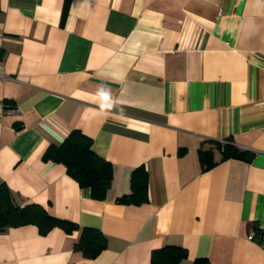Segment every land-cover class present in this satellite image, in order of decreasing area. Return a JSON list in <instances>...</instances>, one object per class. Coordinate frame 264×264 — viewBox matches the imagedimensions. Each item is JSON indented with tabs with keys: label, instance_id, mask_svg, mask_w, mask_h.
I'll return each instance as SVG.
<instances>
[{
	"label": "crops",
	"instance_id": "0c3cea01",
	"mask_svg": "<svg viewBox=\"0 0 264 264\" xmlns=\"http://www.w3.org/2000/svg\"><path fill=\"white\" fill-rule=\"evenodd\" d=\"M63 2L0 0V182L106 248L27 225L0 232V264H150L166 246L178 264H264V0H71L62 24ZM75 129L112 166L103 201L42 160ZM212 140L254 159L206 170ZM140 166L149 201L117 204Z\"/></svg>",
	"mask_w": 264,
	"mask_h": 264
},
{
	"label": "trees",
	"instance_id": "16d2710c",
	"mask_svg": "<svg viewBox=\"0 0 264 264\" xmlns=\"http://www.w3.org/2000/svg\"><path fill=\"white\" fill-rule=\"evenodd\" d=\"M71 0H64L61 23L63 24L69 12ZM3 51L0 50V60ZM6 109H13L15 105L9 100H4ZM19 127L15 126V129ZM212 145L210 149L199 151L200 160L204 169H209L219 162L228 159H239L251 162L254 153L239 149L231 141H207ZM213 148L220 151L221 158L218 162L213 160ZM183 152L181 151L180 154ZM43 162L62 164L66 173L77 182L80 188L90 190L94 200L103 201L112 184V166L92 150V140L79 130H72L59 144L50 145L42 156ZM149 201L148 198V173L144 166L135 168L131 173L130 192L116 199L117 204L142 205ZM27 225L37 227L40 235L45 236L53 229H61L67 234L79 231L78 240L73 246L74 251L81 252L85 258L93 259L106 248V237L93 228H80L78 224L51 216L48 211L38 204L20 206L13 198L11 192L0 182V232L8 228ZM255 237L264 244V231L254 228ZM187 256L182 247L166 246L151 253L150 264H178ZM193 264H207L206 259H197Z\"/></svg>",
	"mask_w": 264,
	"mask_h": 264
},
{
	"label": "built area",
	"instance_id": "2783aa9c",
	"mask_svg": "<svg viewBox=\"0 0 264 264\" xmlns=\"http://www.w3.org/2000/svg\"><path fill=\"white\" fill-rule=\"evenodd\" d=\"M222 143H224V141H221Z\"/></svg>",
	"mask_w": 264,
	"mask_h": 264
}]
</instances>
